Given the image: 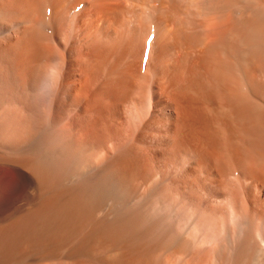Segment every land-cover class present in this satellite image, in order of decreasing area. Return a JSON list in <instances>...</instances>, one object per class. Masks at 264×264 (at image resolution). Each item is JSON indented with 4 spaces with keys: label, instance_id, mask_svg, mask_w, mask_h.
Segmentation results:
<instances>
[{
    "label": "bare ground",
    "instance_id": "bare-ground-1",
    "mask_svg": "<svg viewBox=\"0 0 264 264\" xmlns=\"http://www.w3.org/2000/svg\"><path fill=\"white\" fill-rule=\"evenodd\" d=\"M0 264H264V0H0Z\"/></svg>",
    "mask_w": 264,
    "mask_h": 264
}]
</instances>
